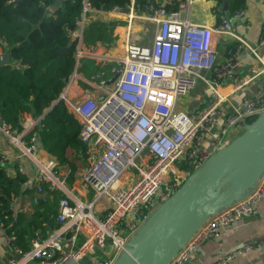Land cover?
Wrapping results in <instances>:
<instances>
[{
	"label": "built area",
	"instance_id": "built-area-1",
	"mask_svg": "<svg viewBox=\"0 0 264 264\" xmlns=\"http://www.w3.org/2000/svg\"><path fill=\"white\" fill-rule=\"evenodd\" d=\"M81 2L76 28L68 31V36L76 40L75 63L58 99L80 123L78 137L87 145L89 160L82 181L92 190V201L71 203L67 193L63 194L64 178L70 171L63 178L58 175L59 161L38 148L36 133L23 138L29 131L13 134L0 122L20 155L34 164L37 191L41 190V182L62 191L56 215L58 228L49 230L47 236L36 229L27 251L13 247L21 259L11 264L32 259L39 264H112L154 207L179 188L183 176L225 146L231 140V131L242 132L250 122L247 119L264 110V80L227 108L222 105L228 94L219 92L227 82L238 90L264 72V27L256 46L240 40L256 58L259 68L239 80L235 75L238 47L229 50L224 60L217 61L221 35L238 38L225 13L219 14V21L203 24L189 19L193 0H146L141 4L129 0L124 8L109 11L96 9L89 0ZM174 5L175 8H168ZM94 11L127 14L122 57L98 58V64H109V73L115 76L101 97L89 92L72 97L69 90L79 79L77 69L85 55L79 49L82 34L88 15ZM243 12H235L233 18H239ZM137 24H143L144 33L152 31L150 42L142 43L131 32ZM100 72L104 76V71ZM198 82L203 84L202 95L208 103L187 110L181 108L179 100ZM39 121L40 117H36L32 129ZM5 160L0 153V164ZM15 172L25 174L20 165L16 169L6 168L8 176ZM263 197L264 172L245 197L210 215L167 264H185L204 241L218 239L232 223L254 215ZM14 205L15 201L10 209ZM96 206L102 208L100 215L93 212ZM80 235L83 239L77 244ZM3 237L8 243L15 239V235L4 231ZM252 247L247 244L233 249L209 264H227ZM94 250L101 253L97 255ZM86 254L90 255L88 259L84 258Z\"/></svg>",
	"mask_w": 264,
	"mask_h": 264
},
{
	"label": "trees",
	"instance_id": "trees-1",
	"mask_svg": "<svg viewBox=\"0 0 264 264\" xmlns=\"http://www.w3.org/2000/svg\"><path fill=\"white\" fill-rule=\"evenodd\" d=\"M81 1L66 0L47 13L53 0H0V49L9 55V60L0 65V122L19 133L25 114L40 117L41 126L35 125L23 138L36 133L40 147L60 163L65 158L85 161L88 157L87 145L78 137L79 121L58 99L75 63L76 40L68 36V31L76 28ZM128 1L89 0L93 7L103 11L124 8ZM145 1L137 0L140 4ZM222 3L223 0H217L213 7L217 21L219 14L225 13ZM244 3L245 0H228L226 14L231 17L243 10ZM95 28L85 31L86 42L104 41L105 30L111 31L106 25ZM235 44L226 46V55L236 49ZM95 69L104 71L105 76L110 72L109 64H97ZM27 180L26 174L18 172L6 175L4 164H0V229L15 235L10 244L23 252L30 248L35 229L46 232L55 226L62 196L60 190L48 188L46 182H41V190L37 191L35 182L28 184ZM24 194L29 196V208L10 209L12 202Z\"/></svg>",
	"mask_w": 264,
	"mask_h": 264
},
{
	"label": "crops",
	"instance_id": "crops-1",
	"mask_svg": "<svg viewBox=\"0 0 264 264\" xmlns=\"http://www.w3.org/2000/svg\"><path fill=\"white\" fill-rule=\"evenodd\" d=\"M226 1L228 7V0ZM193 2L194 3L190 8V20L196 23L203 24H213L217 21V17L215 16L216 14L213 10V6L217 4V0H193ZM222 5L224 6V0ZM243 11V15L239 18H233V16L230 17V21L232 24V33H234L238 38H235L232 35H221L218 43L217 54L218 62L224 60L226 57V46L231 43H236V49L238 47L237 57L239 63L235 75L239 80L244 79L247 76H251L252 69L259 68L256 58L251 53H249L244 45L241 44L240 40L248 43L251 46L257 45L258 39L261 36L264 27V0H245ZM119 13L120 16L125 14L123 12ZM115 17L116 15L105 14L102 17L103 20L97 22H101V24L106 25L107 29H111V31L105 30L103 39H106L104 40L106 43L117 45V58H121L123 53V44L126 38V23L122 24L121 22H119V25L115 24ZM95 22L96 21L92 22L88 26V30L89 28H92V24ZM143 24H137L134 28L135 30L131 32L135 36H137L141 40V42H150L152 31H147L145 33L144 31H141ZM146 33H148V35H146ZM82 45H85L83 43V40ZM262 52H264V49ZM105 53V55H97L90 52L85 53L83 57L85 60H83V58L80 60L79 67L77 69L79 79L77 80L75 87L69 90L70 96L75 97L76 95L85 92H89L98 98L102 96L103 89L109 87L113 82L112 81L111 83H109V79L113 77L114 80L115 76L111 75L110 73L106 76L105 74L104 76H101V72L98 71L95 73V75H93L97 78H92L91 76H87L84 71L81 73L80 69L84 67L82 64L86 63L87 65V63L89 62L96 66L98 64L97 61L100 56H111V52L107 51L106 48ZM263 80L264 72L258 78H254L252 81H250L246 85H243L238 90L234 88L233 83L227 82L226 84H223L222 86H220V88L222 90H226L224 94L227 93L228 98L222 106L224 108H227L230 102L237 101L244 95H249L254 89L255 84L258 82L260 83ZM197 86L198 85H196L195 88L191 90L192 92L194 91L193 93H195V95L193 96V99L196 100L198 104L191 107L188 106L186 108L180 106L181 108L187 110L194 107H203L208 103V100L202 95L203 87L197 88ZM35 119V116L25 114L22 121L21 132L25 130H32V125ZM12 133L16 134L15 132ZM239 133V131H231L230 138H234ZM38 142L39 141L37 140L38 148L43 150ZM0 153H2L6 157V160L4 161L5 168L11 170L15 166L20 165L24 168L25 174L28 176L27 183L30 184L31 181H34L36 172L34 164L27 157L20 155L17 145L12 143L11 140L4 134L1 123ZM88 162L89 160L86 159L85 161H78L77 163L79 164H75V162H72V160H70L69 158H65V161L63 163L59 162L58 175L61 178L64 177V173L67 170L70 171V174L64 178V187L66 192L63 194L67 193L71 203H74L76 201L89 203L92 201L93 192L88 186L84 185L82 181V172ZM60 192L62 193V191ZM14 201V209L19 208V206L23 207L24 209L29 208L31 203L27 194L16 198V200ZM93 212L95 215H100L103 211L101 207L96 206L93 209ZM54 224L55 226L52 225L49 230H55L58 228L59 224L57 223L56 218ZM40 229L42 230V228ZM49 230L46 232H43L42 230L43 236H47L48 232H50ZM82 237L83 236L80 235V237L77 239V244L81 243L83 239ZM247 244H251L253 247L243 254L234 256L227 262V264H264V197L258 203L257 212L254 215L232 223V225H230L225 231L222 232V235L218 239H208L204 241L196 248L194 253L190 256L189 260L185 264H209L217 259V257ZM94 253L99 255L101 252L98 250H94ZM89 256L90 255L86 254L84 258L88 259ZM20 259L21 256L15 251L13 246L4 239L3 231L0 229V264H11V261L19 262ZM22 264L39 263L35 259H32Z\"/></svg>",
	"mask_w": 264,
	"mask_h": 264
},
{
	"label": "water",
	"instance_id": "water-1",
	"mask_svg": "<svg viewBox=\"0 0 264 264\" xmlns=\"http://www.w3.org/2000/svg\"><path fill=\"white\" fill-rule=\"evenodd\" d=\"M65 1L53 0L47 13ZM226 10L224 0L222 11L226 14ZM8 60V53L0 54V65ZM112 81L113 77L108 82ZM263 172L264 110L201 166L184 175L167 200L155 206L154 198V209L112 264H167L210 215L245 197Z\"/></svg>",
	"mask_w": 264,
	"mask_h": 264
},
{
	"label": "bare ground",
	"instance_id": "bare-ground-1",
	"mask_svg": "<svg viewBox=\"0 0 264 264\" xmlns=\"http://www.w3.org/2000/svg\"><path fill=\"white\" fill-rule=\"evenodd\" d=\"M105 14H109V15H116V17L114 18V22L115 23H119V22H127V14L125 13L124 15H121L120 16V13H104V12H99V11H94L93 13H91L90 15H88L87 19H86V26H85V29L83 31V34H82V40H83V43L85 45H82L81 47H79L80 49V52L81 53H87V52H90V53H94V54H97V55H105V48L107 49V51L111 52V56H108V57H114V58H117V51L116 49H118L117 45H111L109 43H106L105 41H97V42H86L85 39H84V33L86 31V29L88 28V26L94 22V21H102V17L105 15ZM115 54V55H113ZM226 90H222L220 89L219 92L220 93H224Z\"/></svg>",
	"mask_w": 264,
	"mask_h": 264
},
{
	"label": "rangeland",
	"instance_id": "rangeland-1",
	"mask_svg": "<svg viewBox=\"0 0 264 264\" xmlns=\"http://www.w3.org/2000/svg\"><path fill=\"white\" fill-rule=\"evenodd\" d=\"M122 24H125L126 22H124V21H122L121 22ZM115 24H117V25H119V23H115ZM102 26L103 24H101V22H95V23H93L92 24V28H95L96 26ZM150 26H151V24H150ZM121 28V27H120ZM88 29V28H87ZM86 29V30H87ZM95 29H97V28H95ZM98 29H99V27H98ZM118 29V28H117ZM119 30V29H118ZM149 32V31H148ZM146 35H148V33H146ZM142 43H144V42H142ZM145 43H148V41L147 42H145ZM85 72V74L87 75V76H91V77H93V75H95V73L97 72V70L95 69V66L91 63V62H89V63H87V65H85L83 68H81L80 69V72L82 73V72ZM197 88H202L203 87V84L201 83V82H198L197 83ZM200 85V86H199ZM194 92V91H193ZM192 92V90H190L189 92H188V94H187V96H185V97H182L179 101V104H180V106L181 107H183V108H186V107H191V106H194V105H196V104H198L197 103V101L196 100H194L193 99V96L195 95V93H193ZM72 162H75V164L78 162V161H76V160H73ZM77 164H79V163H77ZM152 212V211H151Z\"/></svg>",
	"mask_w": 264,
	"mask_h": 264
}]
</instances>
